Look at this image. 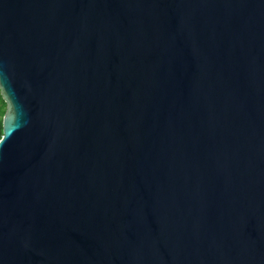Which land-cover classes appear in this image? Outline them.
I'll use <instances>...</instances> for the list:
<instances>
[{"label": "water", "instance_id": "obj_1", "mask_svg": "<svg viewBox=\"0 0 264 264\" xmlns=\"http://www.w3.org/2000/svg\"><path fill=\"white\" fill-rule=\"evenodd\" d=\"M0 264H264V0H0Z\"/></svg>", "mask_w": 264, "mask_h": 264}, {"label": "trees", "instance_id": "obj_2", "mask_svg": "<svg viewBox=\"0 0 264 264\" xmlns=\"http://www.w3.org/2000/svg\"><path fill=\"white\" fill-rule=\"evenodd\" d=\"M3 111H4V104L2 103L0 99V136H1V117L3 115Z\"/></svg>", "mask_w": 264, "mask_h": 264}]
</instances>
